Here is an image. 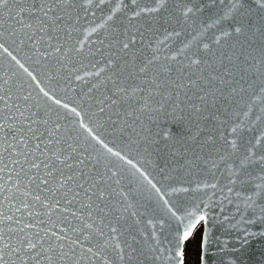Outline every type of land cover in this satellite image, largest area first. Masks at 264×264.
<instances>
[{
  "label": "water",
  "instance_id": "water-1",
  "mask_svg": "<svg viewBox=\"0 0 264 264\" xmlns=\"http://www.w3.org/2000/svg\"><path fill=\"white\" fill-rule=\"evenodd\" d=\"M74 3L76 7L71 10L72 18L68 21L72 25L71 37H67L64 31L59 32L63 38L61 42L66 43V47L74 45L82 48L79 55L74 52L70 54L71 62L62 60L57 63L56 57L45 59L32 47L27 36L37 27V18L25 14V25L32 23V29L9 20L7 13L0 18V44L36 77L33 80L4 48H0V83L7 79L13 91L23 85L39 101L42 112L47 110L54 118L59 113L61 123L73 130L72 134L78 137L81 145L88 147L93 162L95 158L100 160V170L112 168L118 171L122 178V190L132 193L130 199L138 208L143 206L141 211H145V215L139 217L140 223L129 221L133 234L140 241L135 245L138 251L130 261L126 259L121 262L116 253L109 249L106 255L111 264H176L175 259L170 257L174 250L172 245L177 221L169 219L161 210L160 195L173 204L195 201L202 203V206L207 205L209 264H264V236L249 238L244 245L236 240L244 230L264 232V215L259 208L254 213L249 210L244 216L254 222H241L234 206L221 204L219 200L222 195L220 188L227 192L229 168L233 162L244 156L249 141L264 137V103L259 99L264 96L260 91L264 86V38L259 33L253 35L251 32L239 38H224L222 32L231 30L230 26L234 23L229 19L215 24L217 14L225 5L210 4L205 8L202 0H191L189 6H199L202 10L187 18L182 15L181 9L188 0H166L165 7L160 11L143 14L131 21L134 11L156 7L154 0H136V4L132 0H104L103 4H99V0H92L91 6L87 5V0H74ZM227 3L228 0H225ZM41 4L52 6L58 13L66 15L59 0H25L24 7L35 5L39 9ZM247 4L253 9L255 18L256 0H247ZM109 15L113 17L111 21L107 19ZM209 24L213 26L208 27ZM136 29L144 33L143 38ZM126 32L128 36L136 35V44L132 53L124 58L128 60V65L120 86L139 84L145 91L142 96L137 94L132 101L120 105V123L113 125L108 119L112 109L99 113L97 101L114 90L109 79L112 72L106 65L110 58L118 54V41L125 39ZM216 36H221V46L215 45ZM21 40L24 42L21 43ZM249 41L252 42L251 47H248ZM204 43L210 45L214 56L203 50ZM241 44L247 49L245 55L248 56L247 64L237 62L245 70L243 81H240V67H237L234 69L235 80L240 82L227 86L213 82L209 88L206 77L213 69L208 67V63L218 68L220 53L231 55L236 51L239 54ZM38 46L41 51L47 48L46 44ZM194 55L204 61L199 69L189 66V57ZM172 56L175 59H165ZM154 57H159V60H154L145 74L137 75L139 68ZM124 59L120 63L123 64ZM101 68L105 70L101 72ZM97 72L99 76L95 75ZM78 76L81 79H77ZM145 78H155L163 86L157 90L152 84H144ZM189 81H195L197 86L183 89L174 87V83L187 84ZM40 88L49 92L52 100L45 97ZM202 88L216 93L215 103L212 95H208L206 102L199 99L205 94ZM218 88L222 89V95ZM233 88L236 89L234 93ZM55 100L68 107L57 105ZM197 107L201 108L200 112L196 111ZM73 108L81 115L76 116L71 111ZM249 108L252 111L245 117L244 113ZM256 116L262 119L256 120ZM81 121L84 128L80 127ZM238 124L244 129L240 135L232 133V128ZM88 129L103 144L120 152L125 160L108 154L103 144L91 139ZM166 135L167 139L164 138ZM234 138L237 139V150L233 154L231 146L225 141ZM128 160L157 184L161 189L160 194L147 185L136 169L127 163ZM212 183L218 187H204ZM173 187H187L190 191L177 195L171 192ZM221 207L224 208L223 212L220 211ZM233 216L237 218L233 219ZM161 220L165 221L163 228L160 226ZM204 228L205 225L201 223V232ZM127 235L125 232L120 238L121 242ZM201 254L200 242L199 264ZM81 264L86 262L81 261ZM97 264L103 262L97 260Z\"/></svg>",
  "mask_w": 264,
  "mask_h": 264
},
{
  "label": "snow or ice",
  "instance_id": "snow-or-ice-1",
  "mask_svg": "<svg viewBox=\"0 0 264 264\" xmlns=\"http://www.w3.org/2000/svg\"><path fill=\"white\" fill-rule=\"evenodd\" d=\"M154 2L156 7L134 11L130 21L143 14L158 12L166 5V0H154ZM24 3L25 0H0V18L7 13L9 20L20 25H25V14L37 18L38 25L27 39L40 56L45 59L56 57L57 63H61L62 60L71 62V53L79 55L82 52V48H76L74 45L66 47V43L61 42L63 38L59 35L60 31H64L67 37H71L72 25L68 21L72 18L71 10L76 7L74 0H59L66 15L58 13L52 6L45 7L41 4L39 9H36L35 5L26 8ZM103 3L104 0H99V4ZM132 3L136 4V0H132ZM190 3L191 0H188L181 9L185 18L202 10L199 6H189ZM202 3L205 8L210 4L225 5L215 20V24H221L229 19L234 22L230 26L231 30L222 32L224 38L231 36L239 38L245 36L247 32L253 35L259 33L264 38V0H256L255 18L247 0H228L227 4L225 0H208L206 3L202 0ZM87 5L91 6L92 0H87ZM107 19L111 21L113 17L109 15ZM25 26L29 29L33 28L32 23H27ZM212 26L208 25V27ZM136 31L139 32V29ZM139 35L143 38L144 33L139 32ZM23 42L21 40V43ZM237 42L239 43V40ZM214 43L221 46V36H216ZM40 44H46L47 48L41 51L38 46ZM135 44L136 35L128 36L126 32L125 39L118 41V54L107 61L106 67L112 72V77L109 79L114 85V90L110 95L98 99L97 105L99 113L102 114L112 109L108 119L113 125L120 123L122 115L120 105L125 101H132L137 94L142 96L145 91L139 84L129 87L120 86L121 77L127 71L128 65V60L124 58L132 53ZM251 46L252 42L249 41L248 47ZM232 47L235 49V45ZM0 48H4L12 60L24 68V65L3 44H0ZM203 50L215 55L208 43L203 44ZM183 51L181 49V53ZM246 51L244 44H241L239 54L236 51L231 55L220 53L218 68L208 63V67L213 69V72L206 77L209 88L213 86V82L227 86L243 81L245 70L237 62L247 64ZM122 59H124L123 64L120 63ZM165 59H175V57H165ZM154 60H159V57L149 59L147 64L139 68L137 75L145 74ZM189 60V66L198 69L204 63L198 55L189 57ZM237 67H240V81L235 80L234 69ZM104 70V68L100 69L101 72ZM24 71L33 80L36 79L27 68H24ZM165 71L168 69L165 68ZM99 74V72L95 73L97 76ZM77 79L81 77L78 76ZM143 83L152 84L157 90L163 86L155 78L152 80L145 78ZM8 85L7 79L0 83V264H81V261L86 264H97V260L102 261L103 264H111L106 255L109 249L116 253L121 262L126 259L130 261L138 251L135 245L140 241L133 234L129 221L140 223L139 217L145 215V211H141L143 206L138 208L130 199L132 193L122 190V178L118 171L112 168L100 170V160L95 158L93 162L94 158L88 147L81 145L78 137L72 134L73 130L61 123L59 113L54 118L51 112L47 110L42 112L39 101L33 97L32 92L25 90L23 85L17 86L13 91ZM189 86L196 87L197 84L195 81H189L187 84L174 83V87L178 89ZM94 87L98 88L99 85ZM217 90L221 91V95L223 94L222 89ZM201 91L205 92L199 97L201 101L206 102L208 95H212L215 103V92L203 88ZM235 91L236 89L233 88L232 92ZM260 91L264 93V86ZM40 92L52 100V96L44 88H40ZM259 99L264 103V96H260ZM54 102L61 107H68L66 104L61 105L59 100ZM71 111L76 116L81 115L75 108ZM196 111L200 112L201 108L197 107ZM251 111L252 109L249 108L244 113L245 117ZM255 119L261 120L262 117L256 116ZM80 127H85L82 121ZM87 131L92 140L103 144L90 129ZM243 131L239 124L232 128V133L237 135ZM164 138L167 139L168 136ZM225 143L231 146L234 154L237 150V139L226 140ZM103 147L108 154L119 160H125L120 152L114 151L106 144H103ZM221 159L223 160L224 157ZM127 163L136 169L156 194L161 193V189L144 171L130 160ZM229 172L227 192L225 193L224 188H220L222 195L219 200L221 204L234 206L241 222L253 223V220L245 218L244 213L249 210L254 213L259 208L260 213L264 215V137H256L254 141H249L244 156L233 162ZM204 187L216 189L218 186L212 183L205 184ZM198 189L199 186L196 190ZM189 191L187 187L171 189V192L177 195ZM159 200L162 201L160 207L164 214L169 219L177 221L176 236L172 245L174 250L170 258L175 259L176 264H185V244L196 239L197 226L203 223L205 228L200 234L202 253L200 264H209L207 205L202 206V203L195 201L190 204H173L163 195L159 196ZM220 211L223 212L224 208L221 207ZM236 218L233 216V219ZM224 219L227 220L228 217L225 216ZM164 223L165 221H160L161 228ZM125 232L128 235L121 242L120 238ZM256 236H264V232L244 230L243 235H238L236 240L244 245L248 243L249 238Z\"/></svg>",
  "mask_w": 264,
  "mask_h": 264
},
{
  "label": "trees",
  "instance_id": "trees-1",
  "mask_svg": "<svg viewBox=\"0 0 264 264\" xmlns=\"http://www.w3.org/2000/svg\"><path fill=\"white\" fill-rule=\"evenodd\" d=\"M197 228L196 239L185 244V264H199L201 224Z\"/></svg>",
  "mask_w": 264,
  "mask_h": 264
}]
</instances>
